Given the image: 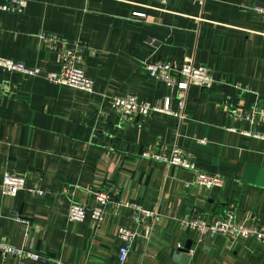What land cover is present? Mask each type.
I'll return each mask as SVG.
<instances>
[{
	"label": "crops",
	"instance_id": "0c3cea01",
	"mask_svg": "<svg viewBox=\"0 0 264 264\" xmlns=\"http://www.w3.org/2000/svg\"><path fill=\"white\" fill-rule=\"evenodd\" d=\"M256 6L264 0H31L22 14L0 11V58L58 72L62 47L44 35L68 49L81 46L96 82L87 93L0 68V241L42 257L5 259L0 252V264H119L118 230L135 227L130 209L108 213L100 227L68 218L72 201L92 207L99 190L158 216L150 239L136 238L125 264H264V244L254 238L211 236L183 224L232 210L237 221L264 226V122L235 116L264 106V23ZM184 60L222 81L183 95L144 66ZM129 94L169 104L178 116L125 122L110 98ZM173 147L223 184L188 186L192 170L143 156ZM6 171L46 194L3 196Z\"/></svg>",
	"mask_w": 264,
	"mask_h": 264
},
{
	"label": "built area",
	"instance_id": "2783aa9c",
	"mask_svg": "<svg viewBox=\"0 0 264 264\" xmlns=\"http://www.w3.org/2000/svg\"><path fill=\"white\" fill-rule=\"evenodd\" d=\"M31 0H5L0 2V11L11 14H22L27 8ZM166 4L168 0H158ZM200 6H203L207 0H194ZM253 11L259 16L261 22L264 23V7L256 6ZM41 39L47 43H59L62 47L60 57V70L58 72L46 71L43 72L40 68L29 67L23 62L15 61L9 58H0V68L11 73H20L28 77H42L48 82L67 86L87 93H94L95 80L87 75L83 65V50L81 46L76 45L73 49L66 47V42L60 39L47 38L41 35ZM146 71L158 82H161L169 88L176 89L185 95L191 86L199 87L209 91L216 84L222 81L215 75L213 71L204 65H197L191 60H184L179 66H175L172 62H146ZM235 89L239 94L247 91L240 85H235ZM111 107L119 112L123 121L127 122L134 116L150 117L158 113L178 116L169 109V104L164 107L152 104L150 102L140 101L134 95L122 97H111ZM183 98L180 102L181 108L184 107ZM237 118L250 121L252 124L264 122V106H259V103L251 106L247 113L243 114L240 111L235 112ZM183 119H185L183 117ZM199 145H205V140H199ZM146 158H152L161 161L168 165L179 166L185 169L192 170L195 173V178L189 185H197L201 188L212 190L220 187L223 184V178L215 174H210L201 171L197 168L193 156L185 154L179 147H173L168 152L161 154H143ZM1 192L6 197H17L20 193L38 194L44 196L46 193L42 190L29 189L25 176L4 172L1 184ZM122 208H127L132 211V219L135 222V227L132 229L120 227L118 237L122 244L117 252V261L119 264H125L132 249L134 240L138 237H144L147 241L153 234V230L158 220L157 214L144 210L141 206L130 203L128 201L117 198L110 190H99L95 193V205L90 207L85 204L72 201L69 207L68 218L70 221L84 222L90 218L95 222L97 227L102 226L106 216L110 212L118 213ZM188 228L196 229L202 234L222 235L232 238H254L264 244V226L258 227L248 221L241 222L236 220V216L232 210L226 213L222 219L209 221L205 217L195 216L192 220L183 222ZM144 230V233L142 232ZM181 248V246H178ZM0 252L3 258L14 257L18 260L30 259L38 262L41 256L27 249L18 248L5 242L0 241ZM64 264V263H57Z\"/></svg>",
	"mask_w": 264,
	"mask_h": 264
},
{
	"label": "water",
	"instance_id": "95a60500",
	"mask_svg": "<svg viewBox=\"0 0 264 264\" xmlns=\"http://www.w3.org/2000/svg\"><path fill=\"white\" fill-rule=\"evenodd\" d=\"M190 250V244H188L187 246H186V250L185 251H189Z\"/></svg>",
	"mask_w": 264,
	"mask_h": 264
}]
</instances>
